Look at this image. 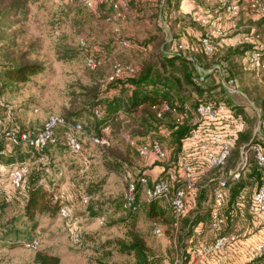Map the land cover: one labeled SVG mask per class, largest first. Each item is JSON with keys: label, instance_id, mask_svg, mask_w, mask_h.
<instances>
[{"label": "rangeland", "instance_id": "374dc122", "mask_svg": "<svg viewBox=\"0 0 264 264\" xmlns=\"http://www.w3.org/2000/svg\"><path fill=\"white\" fill-rule=\"evenodd\" d=\"M110 1L108 0L109 3ZM142 2L146 1L142 0ZM109 3L102 5L98 1V11L102 9L109 12ZM142 4L138 3V0H130L126 21L107 23L97 20L96 15L85 9L78 0H29L28 19L14 29L18 30L20 35L17 47L9 49L8 53L15 52L17 57L29 53L26 60L44 64L45 71L26 87L23 86L8 93L5 91L12 106H15L13 118L19 127L23 130L40 131L51 117H67L83 124L87 133L98 136L99 132L94 131L91 126L89 102L99 94L102 84L112 76L115 64L138 65L139 54L131 49V43L145 45L156 40L161 48L171 49L173 44L178 47L181 40L188 42L193 38L185 35L190 28L193 32L204 33V29L194 23L197 17L210 10L214 16L218 14L216 0H194L189 4L184 3L185 5L181 2L184 9L181 8L180 12L181 16L186 18V23L175 27L171 25V18H176L178 12L176 11L177 13L173 15L167 14L168 12L162 13L164 0L149 1L144 7ZM187 4L194 5V9L185 13V8L190 9L185 7ZM138 7L140 9L136 12ZM179 20L182 19L179 18ZM220 24L228 30L226 42L220 47L223 49V54L215 56L213 60L205 61L206 64H216L225 58L224 56L228 57V65L236 80V84L231 89H235L236 92L217 88L213 92V100L220 102L224 112L228 110L235 113L225 118L219 127V133L213 135L208 133L211 136L206 137L207 141L204 143L217 151L222 140L234 142L236 131L247 132L250 135L248 143L239 148L234 144L232 157L226 168V172L230 173L244 167L245 151L254 146L258 136L263 134L264 75L258 77L250 70L248 52L254 50V46L264 47V22L252 20L251 15H243L234 23L225 18ZM258 34L259 42L252 39L253 35ZM182 35L187 37L183 38ZM122 41H127L129 47H121ZM195 44L198 45V43ZM150 53L142 54L143 58H147ZM89 55H96L100 59L95 69L86 66ZM211 96L212 94L209 97ZM238 115L241 116L240 123L238 122L236 125L238 128L234 129L232 125ZM6 117H9L8 121H11V115L8 114ZM197 122V116L193 115L191 125L194 126L198 124ZM124 126L122 130H115L112 126L110 133H101V136H105L111 142L109 146L102 147L110 148L106 158L101 153L100 146L92 144L85 137L82 156L72 153L64 144L66 143L64 138L60 139L61 150L51 148L48 153H45L49 158L48 161L37 152H19L15 161L26 162L31 172L38 170L43 163L51 162V165L47 166L48 174L52 176H55L57 172L68 174L61 189L66 191L72 188L70 191L73 190V197L68 202L72 217L69 221H62L58 216L55 219L39 218L37 229L30 232L28 237L19 239L15 246L0 243V264H35L36 250L60 256L61 264H133L136 261L135 254L122 249L131 241L129 230L124 224H120L122 223L120 218L126 215L123 211H120L118 216H113L112 213L106 215L104 213L108 210L101 208V206L107 208L105 206L112 199L118 198L119 203H122L124 199L126 189L124 177H129L130 174L117 168L114 156L122 154L135 166L143 168L142 171L147 173L144 177L148 179L150 185L161 177L163 171L168 170L167 167L172 165L169 161H173L175 157L170 150H167L170 152L167 161L157 162L156 166L159 168L154 169L152 160L141 159L135 148L130 145L133 150L128 145L124 133L128 129L126 125ZM137 139L141 142L149 141V138L137 137ZM185 155L184 150L181 152L180 161L186 159ZM0 168L4 171L6 169L3 166ZM250 168L251 166H247L245 171H242V175H246L245 182H248ZM217 176V171L210 172L201 178L195 187L196 190L206 191V198L202 202V208L205 209L201 210L199 206L196 212L202 211L205 219L208 217L206 209H209L212 204L207 191L214 187L212 180ZM138 178L139 176L131 173V179L136 181ZM99 181H104L105 184L101 189L103 191L100 192L96 189ZM1 184L4 189L1 188L0 194V223L6 225L16 222L15 226L18 230H26L25 220H22L24 207L19 193L13 187L11 189L9 182L3 181ZM89 186L94 188L90 191ZM255 188L250 184L245 188L247 203L244 211L242 214H237L233 221L229 219L227 227L222 231L223 234L232 232L237 234L242 243L251 238L245 242L250 244L245 254L233 256L232 251L229 250L225 255V257L229 255L232 259H228L229 264H244L251 258L257 241L264 236V222L259 220L256 226L252 224L250 209ZM81 192L91 197L89 206L83 203ZM7 197L11 198L10 203L6 201ZM140 201L144 207L146 200L143 194L140 195ZM160 204L165 205L163 202ZM96 207L98 210L92 211L94 215L87 214L90 208ZM228 215L229 212L225 209V216L228 217ZM139 218L141 223L138 234L145 241L147 255L150 258H155L154 261L157 260L158 264H175L178 257L184 256V264H188L187 250L197 246L195 243H189L191 236H194V242H197L194 232L190 234L185 226L177 231L164 222L154 225L155 222L150 221L143 211ZM75 219H80L79 224L76 225L79 232H82L80 242L74 241L70 231ZM157 229L161 230L160 234L155 233ZM204 229L202 240L209 244L213 241L214 233L207 227ZM34 239L40 243L38 249L27 246L28 242Z\"/></svg>", "mask_w": 264, "mask_h": 264}, {"label": "trees", "instance_id": "16d2710c", "mask_svg": "<svg viewBox=\"0 0 264 264\" xmlns=\"http://www.w3.org/2000/svg\"><path fill=\"white\" fill-rule=\"evenodd\" d=\"M98 1L102 3V5L109 3L108 0ZM145 1L146 2L138 0V3H143L142 7H144V5H148L147 3L152 0ZM190 1L193 2L194 0ZM181 2L183 3L184 0H164L162 7V13L164 14L168 12L167 14L171 13L173 15L178 12V16L176 18H171V25L175 27L176 25H182V23L185 25L186 23V18H183L180 12L182 8ZM28 6L29 0H0V115L5 118L7 126L12 128V130H15L17 135H33L38 133L39 130H23L21 127H19V125L15 122V118H13V115L16 111L15 106H12L10 102L11 100H9L8 96L5 94V91L8 93V91L12 92V90H18L20 87H26L32 82L33 79H35V77L41 75L45 71L44 64L38 61L26 60V57L30 55L29 53L21 54L20 57H17L15 52L8 53L9 49L17 47L18 36L20 35L19 31L14 29L22 25V23L28 19ZM109 7V12L100 9L99 14L96 16L94 15L96 19L102 22L110 23L107 21V19L112 13L111 3H109ZM85 9L89 10L86 7ZM139 9L140 8L138 7L135 11L137 12ZM251 16L252 20L264 22V18L256 14ZM179 18L182 20H179ZM194 23H196L197 26L203 28L204 33L201 34L202 32L198 31L193 32L191 28L187 30L185 35H188V37L192 36L194 39L191 38L188 42L186 40H181V43H184L186 46L185 51L177 50L179 46L177 47L174 44L171 49H165V47L161 48V46L157 45L156 40L155 42L150 44L147 43L145 45H138L137 43L133 44L132 42L130 46L131 49L135 53L139 54L138 58H140V62L138 65L133 66L122 64L123 66L131 67L133 71L130 72L124 70L120 77L115 78L112 81H106L104 84H102L101 90L99 89V94L95 95L93 100L89 102V111L91 113L92 119L91 126L94 128V131L99 132L98 136H101L103 128L109 124L114 126L115 130H119L121 128L123 129L125 127L124 125H126L127 129L132 128L130 129L129 134L138 145L158 142L161 145L163 151L166 153V158L163 161L157 160L155 158L146 159L152 160L151 164H154V168L159 167L156 166L157 162H166L167 157L170 155V152L167 150L171 151L172 156L175 157L173 161H169L172 163V165L169 166L171 168L167 167L168 170L163 171L161 177H158V179L165 177L170 171H172L176 173L180 180H183V177H181V165L185 159L180 161V156L181 152L184 151L186 142L192 138L193 133L199 126L198 122V124H195L194 126H192L190 123L193 115H196L195 110L198 108V106L210 104L218 112V119L212 123L206 124V130L214 129L215 131H218L225 118H228L232 115V113H235L228 110L224 112L225 110H221L223 107L219 104L220 102L213 100V92L215 89H225L221 83V75H219L218 72L209 75L203 82L198 78L196 65L204 70L212 68V66L215 64H206L205 60H213L215 56L223 54V49H220L221 46L217 43V40L213 39V45L215 47L214 53L211 55L206 54L202 40L204 37H206L207 30L198 22L195 21ZM185 35H182L183 38L187 37ZM195 43H198V45ZM120 46L123 47L121 43ZM257 47L258 46H254L253 49H256ZM149 52L151 53L147 56V58H143V55ZM188 57H192L193 60L188 59ZM224 57L225 58H222L219 63L216 64L221 66L222 73L224 74L225 78H233V71L228 65V57ZM88 59L95 60L97 64L100 62L99 57L96 55H89L86 59V63ZM210 94H212L211 97H209ZM164 104H168L171 107L170 111L162 112ZM186 107L189 109L186 110ZM160 113L161 116H159ZM8 114L12 117L11 121H8L9 117H6ZM181 114L186 115V118L182 122L179 121V115ZM240 117L241 116L238 115L236 116V119H234L235 123L233 122L234 125H232L234 129L238 128L236 125L238 122L240 123ZM62 118L67 122H78L76 119L70 120L67 117ZM262 122L263 134L258 136L257 143L255 145H257L261 149L262 153H264V119ZM64 131L65 129L58 128L56 130V135L53 142L41 151L36 150L32 146L13 145L10 152L4 153L6 142L0 139V166L6 168L5 171L0 168V194L2 193L1 188L4 189V186H2L4 183L1 184V182L7 181L10 183L11 189L13 187L10 178L11 171L19 166L28 165L26 162L17 163L15 161V158L19 155V152H37L41 154L42 158L46 157V160L48 161L49 158L45 153H48L51 148L54 150H56V148L61 150L62 147L60 144H62V142H60V139L64 138L66 140ZM84 137V135L78 134V139L83 147ZM137 137L149 138V141L141 142L140 139H137ZM85 138L88 139L87 137ZM249 140L250 135L247 132L241 133L236 131V134L234 135L233 146L235 144V146L239 148L241 145L248 143ZM64 144L70 148L67 142ZM99 148H101V153L106 158L110 148ZM78 155L82 156L83 154L81 152L78 153ZM114 158L116 161L114 163L117 168H120L121 170H124L126 173L130 174V178L131 173L134 176H139L136 181L131 179L134 182H139V180L143 178L145 174H147L146 171H142L143 168L135 166L128 159V157H125L122 154L114 156ZM48 165H51V162L43 163V165L35 172H31V170L28 168L29 173L24 181L23 188L20 190L14 189L19 193L21 204L24 207L22 220H25L26 230H18L15 226L16 222H14V224L11 223L6 225L5 223H0L1 244L15 246V244L19 242V239L28 237L30 232H32L34 229H37L39 226V218L48 217L55 219L58 216L60 207L62 205L61 202L63 201L66 203V200L61 198V196H63L61 187L65 183L64 181L66 180L68 174L57 172L55 176H52L51 174H48ZM248 166H251L248 172V182L244 181L246 175H242L238 182L230 186V200L226 206V210L229 212L228 217L232 221L234 217L237 216V214H242L245 209L237 206H239L241 203H244L246 207L247 196L244 192L245 188L250 184L256 187V192L259 188L264 186V177L259 169V166L257 165L254 155L251 156L250 154ZM209 173V164L206 158H204L202 155L198 159L197 165L195 167L196 180L205 177ZM104 185V181H99L96 187L97 191H103L101 189ZM92 188L94 187L89 186L88 190L91 191ZM80 195L82 198H89V202L87 204V206H89L91 197L85 192H81ZM205 198L206 191L204 190H197L196 197L191 196L189 198V211L187 216L182 219L180 229L185 226L187 227V231L190 234L192 232L195 233V227L198 226L199 222L207 221L208 217L205 219V214L202 211L196 213L199 206H201L200 208L203 210L202 202ZM6 199L8 203L12 201L11 198L7 197ZM117 199L110 200L107 203V206H105L107 208H104L103 206H101V208L108 210L106 213H104L106 215H108V213H112L113 216H118L119 213H121L120 211H123V214L126 215L125 217L120 218V221L122 222L120 224H124L127 230H129V238L131 241L129 244H125L122 249L129 253L135 254L137 259L133 264H158L157 260L154 261L155 258H150L147 255L145 241L138 234L139 224L141 223L139 217L143 211L145 216L150 221L155 222L154 225H156V223L164 222L167 223L168 227L170 226L174 229L175 219L172 209L167 205L160 204L158 201H145V205L142 207L140 197L135 204L136 209L132 207L126 209L124 208L125 200L123 199L122 203H119ZM194 207L197 209H193ZM97 210V207L90 208V211L87 214L94 215L92 211L94 212ZM101 212L103 213V211ZM106 215L104 216L106 217ZM102 219L106 220L104 217H102ZM259 220L264 222V217L255 218L254 214L252 215V224L254 226L260 222ZM189 238H192V236ZM199 238L200 237H197V242H193L195 245H198V243L202 241V237L200 240ZM34 240H31L28 243H31ZM193 247H191L189 250H192ZM35 252V264H61L60 256L52 255L40 250H36ZM254 261H260L264 264V256Z\"/></svg>", "mask_w": 264, "mask_h": 264}, {"label": "built area", "instance_id": "2783aa9c", "mask_svg": "<svg viewBox=\"0 0 264 264\" xmlns=\"http://www.w3.org/2000/svg\"><path fill=\"white\" fill-rule=\"evenodd\" d=\"M216 1L218 4V10L216 11L218 12L217 15L214 16L210 10L205 11L204 14L196 18V22L207 30V35L203 38L202 44L206 54L208 55L214 53L215 47L213 45V39H216L220 46L224 45L226 42L228 30L220 24V22L224 21L225 18L230 19L233 23L240 19L243 15L256 14L264 18V0ZM78 2L92 11L95 15L99 14L97 9L98 0H78ZM129 2L130 0H111L110 3L112 5V13L107 21L110 23L125 22ZM252 39L259 42L260 36L253 35ZM120 43L123 47H129V43L127 41H122ZM178 49L185 51V44L180 43ZM248 55L250 70L258 77L264 75V47H257L253 51L249 52ZM188 59L193 60L192 57H188ZM86 65L91 69H95L97 67V63L93 59H88ZM124 70L130 72L133 71V69L129 66H123L120 63L115 64L113 74L108 81H112L115 78L120 77ZM196 70L198 78L202 82L205 81L209 75L218 72L219 75H221V83L225 89L236 92L235 89H231V87L236 84V80L234 78H225L219 64H215L208 70H204L196 65ZM170 109L171 107L168 104H164L162 112L170 111ZM185 109L188 110L189 108L186 107ZM221 110L224 109L222 108ZM195 112L198 117L199 126L193 133L192 138H190V140H188L185 144L184 150L186 153V159L181 165V177H183V180H180L176 173L172 171H170L165 177L157 179L152 185H150L148 179L145 177L141 178L139 182H134L130 177L125 176L124 181L126 189L124 191V208L129 209L132 207L136 209L135 204L142 194L148 202H163L172 209L175 219L174 228L178 231L181 227L182 219L188 214V202H190L189 198L191 196L196 197L197 195L195 187L200 179L196 180L195 167L198 159L203 155L209 164L210 172L217 171L218 176L212 180L214 187L207 191L212 202L209 209H206L208 219L207 221L199 222L198 226L195 227V234L196 237L201 238L205 232L204 228L207 227L212 233H214V238L209 244L206 243L205 240H202L197 246H195L194 249H188V264H229L228 261L232 259L229 255L225 257L229 250L232 251L233 256H238L243 253L245 254L250 246V244L245 242L251 239L249 238L242 243L240 242L241 240L239 241V236L237 234L233 232L230 234L222 233V231L227 227L229 220V217L225 216V209L230 200V186L241 179L242 171H245V168L249 165L251 153L255 156L257 165L264 177V153H262L261 149L254 144V146L252 145L244 153L246 163L244 167L240 169L238 168L230 173L226 172L227 165L232 157L233 143L222 140L220 148L217 151L212 150L211 147H208V145H205L204 143L207 141L206 137L220 132L219 130L215 131L214 129H205L206 124L212 123L218 119V112L210 104L198 106ZM159 116H161V113ZM185 118V114L179 115V121L182 122ZM58 128L65 129L64 136L72 153L78 154L83 151V146L78 139V134L84 135L93 144L100 147H107L111 143L110 140L103 135L94 136L87 133L83 124L80 122H67L62 117L58 116L51 117L45 124L44 128L36 134L17 135L15 130H12V128L7 126L5 118L0 115V139L6 142L4 153L10 152L13 145L32 146L36 150L41 151L53 142ZM111 130L112 126L109 124L103 128L102 132L110 133ZM124 133L126 135L127 143L135 148L141 158H155L160 161H163L166 158V153L163 151L158 142L138 145L136 141L131 138L129 134L130 129L126 130ZM208 133L211 135H208ZM28 173L29 169L27 166H19L11 171L10 178L14 189L20 190L23 188L24 181L28 176ZM61 198L63 199V196H61ZM82 201L84 204H88L89 198L83 197ZM61 204L58 217L62 221H69L72 217L71 210L63 201ZM237 207L245 208V205L244 203H241ZM251 213L252 215L254 214L255 218L264 217V186L259 188L254 193ZM70 231L74 241L80 242L82 232H79L77 227L73 228V225ZM155 233L160 234L161 230L157 229ZM261 233L263 232L261 231ZM194 239L195 237H192L189 243H193ZM39 245L40 243L38 240H34L33 242L27 244L28 247L34 249H38ZM262 256H264V236L257 241L253 248L251 258H249V260H247L244 264H263L260 261H254ZM182 263L184 264V256L178 257L175 264Z\"/></svg>", "mask_w": 264, "mask_h": 264}, {"label": "crops", "instance_id": "0c3cea01", "mask_svg": "<svg viewBox=\"0 0 264 264\" xmlns=\"http://www.w3.org/2000/svg\"><path fill=\"white\" fill-rule=\"evenodd\" d=\"M191 1H186V0H184V2H183V5H185L186 3H190ZM185 3V4H184ZM187 4V6H185V7H187V8H190L189 10H186V8H185V10H184V12L186 13L187 11L188 12H190L192 9H194V5H188ZM182 5V8L184 9V6ZM157 168H159V167H156V168H154V169H157ZM153 169V170H154ZM63 186V185H62ZM73 187V186H72ZM72 188H68L66 191L65 190H63V189H61V192H62V195H63V198L66 200V203L68 204V202L70 201V199H72V197H73V190L72 191H70ZM79 220L80 219H75V220H73V228H75L76 227V225L77 224H79Z\"/></svg>", "mask_w": 264, "mask_h": 264}]
</instances>
